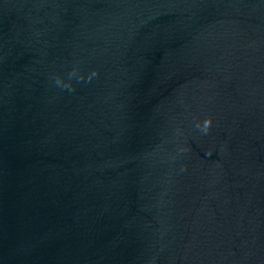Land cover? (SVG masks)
<instances>
[{
    "label": "water",
    "instance_id": "obj_1",
    "mask_svg": "<svg viewBox=\"0 0 264 264\" xmlns=\"http://www.w3.org/2000/svg\"><path fill=\"white\" fill-rule=\"evenodd\" d=\"M0 264H264V0H0Z\"/></svg>",
    "mask_w": 264,
    "mask_h": 264
}]
</instances>
